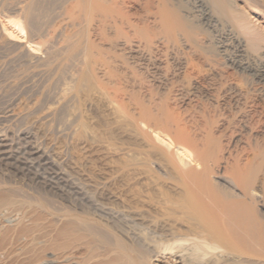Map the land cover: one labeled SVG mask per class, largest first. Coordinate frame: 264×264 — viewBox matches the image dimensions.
<instances>
[{
  "label": "bare ground",
  "instance_id": "1",
  "mask_svg": "<svg viewBox=\"0 0 264 264\" xmlns=\"http://www.w3.org/2000/svg\"><path fill=\"white\" fill-rule=\"evenodd\" d=\"M237 1L2 2L16 17L0 21V49L17 40L30 61L44 52V71L58 89L37 109L45 143H31L28 156L57 170L88 208L52 211L0 188V209L28 208L31 218L15 228L29 255L11 251L4 264H30L47 251L56 258L47 262L65 264H264V211L254 206L264 184V119L245 110L230 124L216 115L223 59L264 83V39L248 30ZM242 1L264 14V0ZM48 118L70 130L68 170ZM11 142L0 138V155L13 153Z\"/></svg>",
  "mask_w": 264,
  "mask_h": 264
},
{
  "label": "rangeland",
  "instance_id": "2",
  "mask_svg": "<svg viewBox=\"0 0 264 264\" xmlns=\"http://www.w3.org/2000/svg\"><path fill=\"white\" fill-rule=\"evenodd\" d=\"M4 1L0 0V19H1L0 21L6 22L7 16H12V17L15 16L16 17V14L13 11L11 12V10H8V9H6V7H4L5 6V5H3ZM235 8L240 9V10L244 9V11H245L244 15L246 17V24H247L248 30H250V31L256 30L255 32H260L259 34H261V36L264 39V14H261V12H259L258 10L254 9V8L245 6V4L242 0H238L235 3ZM6 13H7V15H6ZM0 27H1V25H0ZM238 30L241 31L240 29H238ZM239 31H237V32H239ZM0 32H1V28H0ZM240 34H242V33H240ZM37 39L38 38H34V39L32 38V41H34V42L41 41L40 39H38V41H37ZM230 45L232 46V44H230ZM206 46H207V48L211 49V45H209V43H206ZM231 46L228 47V49H230V50L227 49V54L230 53V54H228V56H230V58L232 59L233 56L236 55V52L233 51L234 50V49H232L233 46L232 47ZM1 49H2V51H1ZM1 49H0V127H1L0 128V131H1L0 132V134H1L0 138L3 136L7 137V138L12 137L13 142H11V149H9L10 147L8 148V146H7L6 150L13 152V153H11L10 156L9 155L6 156L7 158L0 155V188L5 189V190H12L13 189V191L16 195L15 197L18 198L19 200L21 199V200H25V201L31 202V203H37L39 201L42 203L46 202L49 205V208H51V209L48 208L49 210H52V208H53L52 211H54L56 209L58 212H59V210H60V212H63L65 210H71V211L77 212L79 210H82V209L78 208L79 205H81V208L83 207L86 211L88 208L84 204H79V203H81L80 196L77 193L74 194L75 192H74L73 188L69 187L68 183L59 182L57 180L58 178L56 177V175H54L57 170H55L54 168L45 166V164H43V163L41 164V162L38 163L37 161H35L34 158H33L34 160L31 161V158L28 156V152H27L28 150L27 149L31 143L37 144L40 146H44V144H42V143H45V139H44L43 135L41 134V131L38 130L39 124L36 123V118H38V116L40 115L39 112L44 110L45 107H47V105L52 103L51 101H53V97L55 96V94H54L55 90L58 91V89H55L56 87L53 89V86L51 85V77L52 76L48 75L44 71L45 66L42 63V60H44L46 57V55H44L45 53L40 51L36 54L40 58L39 60L41 62L39 63V61L37 60L38 57L36 60L34 59V61H33V59L31 61L28 58L27 59L29 61L26 59L24 54H26V50L28 51V49L26 48L25 42H20V41L14 40V41H11V43L9 44V47L7 46L5 49L4 48H1ZM234 58H235V56H234ZM225 59H223V80L221 81L223 83H220V85H218V86L223 87V88L222 89L220 88L221 90L218 91V93H219L218 95H220V94L221 95L219 96V99H218V105H217L218 109L216 108V113L220 112L219 114L221 116H223V119L229 121L230 124L233 121L238 122L239 116L241 114H243V112L245 110H249L250 116L252 117L253 120H257L259 118L261 120L264 119V83L256 82L252 77H249V75L246 76L247 74L245 75L244 73L242 74V72L235 70V68L230 63H228L227 59L226 60ZM23 69H24V71H22ZM226 72H228V73H226ZM44 74H46V75H44ZM233 92H234V95H233ZM240 92L241 93L243 92V93L240 94ZM52 93H53V97L51 96ZM237 95L246 96L247 99H245V100L248 103L247 102L245 103L244 100L241 101V100H236V98L234 99V96L236 97ZM221 97L223 98V100L220 99ZM248 98H251V99H248ZM37 99H38V103L41 101L39 103V105H37L35 107L32 106L33 102H35ZM32 100H33V102H32ZM48 100H50V101H48ZM220 101L223 104V106L220 103ZM235 101H238V103ZM239 101H241V102H239ZM26 103H27V106L30 107L29 109H27L28 107H26ZM44 103H45V105H44ZM20 106H21V108H20ZM22 107H24V109H22ZM38 107H40L42 109H40V108L38 109ZM34 108H35V110H34ZM219 108H222V109L220 110ZM37 109L39 112L37 111ZM13 110H15V111L18 110V111L10 113V111H13ZM217 110H219V111H217ZM20 111H21V113H20ZM22 112H25V113L23 114ZM13 113H14V116H13ZM16 113H18V115ZM38 113H39V115H38ZM218 113L216 115H219ZM48 119L50 121H47ZM48 119L46 120V122H47L46 124L48 125V123L50 122V125H48L49 127L51 126L50 135L52 137L54 136L53 138L54 139L56 138L57 140H58V138L61 137L62 139H59L60 141L63 140V142H62L63 145L62 144L61 145L64 146L63 148L66 149V150L63 149V153L68 158L66 159V157H64V161L66 163L63 161L60 167H62V169L64 168L65 170H68L67 169L68 167L66 165H68L69 156H70L69 151H67V150H70L68 148L71 146V142H70L71 140H70V136H69L70 130L67 131L69 128H65V129L61 128L60 124L57 123V121H53V120H51V118H48ZM36 126H37V128H36ZM238 127H240V126H238ZM18 128H20V129H18ZM26 128H27V130H25ZM57 132H59V133H57ZM227 132H229L228 129L225 132L223 130V134L225 136L229 134ZM22 133H24L25 136L27 134L26 139L21 137ZM42 137H43V139H42ZM65 143H66V147H65ZM25 149H26V151H25ZM64 151H66V152H64ZM28 163H29V165H28ZM30 163H31V165H30ZM14 165H16V166H14ZM93 165L96 168V164H93ZM93 165L91 167H93ZM6 169H7V171H6ZM82 169L85 171L88 170L89 169L88 165H86ZM70 180H74V182H78L73 177H71ZM97 187H100V186L98 185ZM75 199L77 201L72 203V201H74ZM76 204H77V206H76ZM260 205H262V206H260ZM254 206H255V209L258 210L259 213L261 212V210L264 211V184H263V188H262V198L257 199ZM84 209H83V211H84ZM28 210H29L28 208H26V209L21 208L20 210L16 209V211H17V213H16L15 210H10V209H5V208L0 209V243L2 242L0 245V248L2 246V250L0 249V263L1 264L3 263V261L8 260L5 257L7 255H8L7 257L11 256V255H9L12 253L11 251H13V253H12L13 255L15 254L14 257L19 255V251H22L23 253L26 252L24 250L26 248L25 244H27L28 240L25 241L24 240L25 237L20 238V235H18L15 232V230L23 224L27 225L28 222L30 223L31 218L29 217L30 214L28 213L29 212ZM89 211H91V213L93 212V214H90V215L88 214L90 217H92L93 219L99 218L96 215V212H94V210L93 211L88 210V212ZM10 212H12V213H10ZM10 215H11V217H10ZM1 217H2V219H1ZM103 219L104 218H102L101 221H103ZM99 220L100 219H98L97 221H99ZM103 222H105V221H103ZM100 223H102V222H100ZM261 223L264 227V215L261 218ZM4 234L6 236H4ZM16 237H17V239H16ZM3 239H6V240H3ZM19 239H21V241ZM18 240L20 242H18ZM8 241H9V243H8ZM15 241H17V243ZM22 241H24V242H22ZM21 243L23 244L21 246H23L24 250L20 247ZM9 245H11V247ZM12 245H14L15 247ZM8 250H10V252ZM14 250H15V253H14ZM4 251L5 252L8 251L7 252L8 254L4 253ZM16 251H17V253H16ZM22 252L18 256L19 258L21 255H22L21 258L22 257L24 258L26 255H29L28 253L23 254ZM43 254H42L41 258L37 259L36 261H33L30 264H65L61 261V259L59 260V261H61L60 263L57 261L47 262V261L53 260L55 258L54 256H52L51 251L43 252ZM13 255L11 257H13ZM23 255H25V256H23ZM3 258H5L6 260H4ZM54 260H56V258ZM154 264H179V263H178V260H175V259L161 258L159 260L154 261Z\"/></svg>",
  "mask_w": 264,
  "mask_h": 264
}]
</instances>
